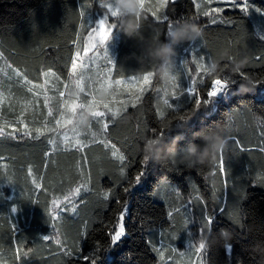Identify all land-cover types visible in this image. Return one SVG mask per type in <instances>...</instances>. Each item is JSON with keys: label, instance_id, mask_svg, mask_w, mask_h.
<instances>
[{"label": "trees", "instance_id": "obj_1", "mask_svg": "<svg viewBox=\"0 0 264 264\" xmlns=\"http://www.w3.org/2000/svg\"><path fill=\"white\" fill-rule=\"evenodd\" d=\"M111 1L102 0L104 4ZM248 2L253 6L250 14L226 10L215 14L216 24L211 23V17H204L203 11L228 6L216 1L209 3V0L169 3L166 9L169 16L181 17L167 26L157 24L148 16L152 10L162 12L167 0H144L135 14L117 13V27L109 44V55L116 63L114 76L142 77L149 68L154 79L147 87L144 85L149 83V77L142 80L141 86L117 88L115 94L111 87L107 94H100L99 76L95 75L91 63L79 75L71 70L72 58L86 31L87 18L103 9L99 0H0V98L3 99L0 127L16 122L19 129L13 137L7 135L11 129L5 127V134L0 136V193H3L0 196V258L6 264H86L83 256L98 243L106 246L110 240L107 233L118 224L120 206L112 198L117 192L121 202L129 201L124 220L127 236L116 246L109 245L102 251L97 247L98 264H264V185L252 179L257 172H264V152L260 151L264 148V84L248 92H242L239 87L246 76L259 83L264 81V67H261L264 60L256 59L264 55V40L260 39V33L264 32V12L257 11L264 10V0ZM196 3L200 5L198 22L192 18L197 13ZM81 10L85 11L84 17L79 15ZM128 20L138 24L131 33L125 26ZM229 20L236 25L227 23ZM186 23L197 25L200 35L173 45L170 74L162 78L158 70L163 61L151 53L158 45L171 43L170 31ZM194 49L208 58L201 67L190 65L192 78L211 81L210 96L217 93L213 92L216 81L220 83L218 92L225 78L238 82L216 97L206 113H199L188 123V118L196 115L199 94L206 90L197 83V92L193 96L185 95L187 88L193 86L189 71L181 68L178 72V67ZM234 60H246L240 73L232 71ZM214 61L219 62L222 71H212ZM75 77H83L86 84L96 89L92 98L82 95L84 87L75 86ZM174 77H178L177 95L171 96ZM142 90L139 100L137 95ZM61 91L66 92L64 99L70 100L67 116L70 125L58 129L55 120L59 118ZM165 92L173 104L170 108L164 105ZM45 95L50 98L48 107L53 108L52 117L44 106ZM115 100H120V104ZM133 103L136 107H132ZM101 104L111 106L119 114L114 121L110 114L105 118L110 124L108 133L98 134L97 142L93 143L85 127L90 124L91 131L99 133L100 124L92 118L96 106ZM177 105L188 106L175 111ZM157 107L162 110L161 119L156 114ZM21 111L23 123L32 130L29 136L23 134V126L17 122ZM85 112L89 116L83 124L79 118ZM45 118L47 128H43ZM73 123L80 127L75 131L86 145L81 150L71 143L65 147L62 139L66 132L69 140H73ZM38 127L43 128L44 135L37 138ZM217 132L226 143L213 157V163L189 167L182 162L189 148L204 149L208 143L205 136ZM50 139L57 142L55 146L48 144ZM154 139L160 141L158 147L164 153L165 158L160 162L148 159L144 151L145 141ZM100 140L110 141L109 146L100 144ZM112 144L117 156L112 155ZM45 152L50 155L45 157ZM136 152L149 167L131 196L125 197L123 187L128 185L120 175L118 156L124 154L135 161ZM221 152L228 170L226 190L219 166ZM29 165L33 167L31 176L27 174ZM139 170L140 165L133 163L126 174L131 178ZM5 173L13 176L14 183L2 178ZM33 180L41 189H35ZM234 181L236 186L232 188ZM78 187L80 195H72L76 207L73 212L72 204L64 197ZM195 188H199L200 197L209 209L224 199L229 203L225 215L216 212L215 227L199 219V211H194L200 203L195 199ZM104 193H109L107 201ZM53 199L58 200L57 205L52 204ZM45 206L58 213L59 218L49 219ZM173 207L190 213L189 222L184 223L185 217L177 215L173 218L175 226L169 225L166 213ZM161 229L166 230L163 237L159 235ZM222 230L230 238H225ZM82 232L86 234L83 237ZM172 232L176 233L173 241L167 235ZM45 235L56 236L61 244L57 245L55 239L43 241ZM146 240L161 247L162 261L150 250ZM169 244L176 247L175 253ZM17 245L21 246L19 261L14 256ZM28 248L33 252L23 257ZM77 248L80 251L73 256L65 255L67 250Z\"/></svg>", "mask_w": 264, "mask_h": 264}, {"label": "snow or ice", "instance_id": "obj_2", "mask_svg": "<svg viewBox=\"0 0 264 264\" xmlns=\"http://www.w3.org/2000/svg\"><path fill=\"white\" fill-rule=\"evenodd\" d=\"M101 7L105 10L104 15L102 18H100L98 21H96L95 25L96 27H91V24H89L90 30L87 33V42L85 44V46L83 47V52L85 54L92 52L94 49L97 50L95 56L93 57H88L89 60H93V59H103V61H105L107 63V65H109V69L107 73H104L100 76L99 81L101 83L107 81L110 82L112 85V91L115 94L116 89L118 87H120L121 85H123L125 83L124 80L122 79H116V80H112L111 79V75L112 72L114 71L115 68V61L113 60V58L109 55L108 51L106 48L101 47L102 49V57L100 55V50L97 48V40L99 41V45H101L100 41H102L103 43H106L109 38L110 35L112 33V31L117 27L115 21H116V15L112 12V10L107 7L102 0H99ZM212 0H209V3H211ZM217 3L223 4V5H227V9L225 7H216V8H209L208 10L203 11V16L204 17H211V23L212 24H216L217 20L215 19V14H220L225 12L226 10H238L243 14H250L251 10L253 9V6L248 2V0H216ZM169 3H175V0H167L166 5L164 6V9L162 12H157L155 10L149 11L148 12V16L151 20H153L154 22H156L157 24L161 25V26H167L169 25L170 21L172 20H178L180 17L177 18H172L171 16H169L168 12L166 11L167 6L169 5ZM195 3V0H194ZM195 7L197 9V13L196 15L192 16V18L194 20H196L198 22L199 19V10H200V5L199 4H195ZM147 10V9H146ZM258 12H264V10H259L257 9ZM79 15L81 17L85 16V11L81 10ZM227 23L235 26L236 22L235 21H227ZM83 26V25H82ZM101 26L104 27V32L101 33L100 28ZM260 39L264 40V32L260 33ZM102 43V44H103ZM204 46V45H203ZM208 57H206V55H201L198 54L197 50L194 49L192 50L190 57L189 58H185L184 62L181 63V67H178V72L181 71V68L184 70H188L189 71V80L192 81V85L187 88V91L185 93V95H189V96H193L196 92V85L197 83H199V85L203 88L206 89L205 91H202L199 96H200V100L199 103L196 106V115L194 116H190L188 118V123L194 118L196 117L199 113L204 112L206 113L209 109V107L212 105V103L214 102V99L216 97H218L219 95L226 93L229 90V86L233 85L235 83L238 82V80H231L229 81L227 78H225L224 83L222 85V88L219 92H217L215 95L210 96L208 89L212 87V83L211 81L208 80H204L202 82L197 81V80H193L192 75H191V69H190V65H195V68L201 67L207 60ZM257 60H264V55L256 57ZM81 60V54L79 51H77L75 53V55L72 58V62H71V70L72 72H76L78 64L77 61ZM83 66V65H81ZM261 67H264V65H261ZM47 75V73H46ZM197 76H199L200 74L196 73ZM241 74H238V76H240ZM144 77H149V83L145 84L144 86L147 87L148 85H150L153 81L154 78L151 77V72L150 69L148 68V70H146L144 72V74L142 75V77L139 76H133L130 78V82L128 83V86L131 87L133 85H137L140 84L141 81L143 80ZM177 79L178 77H174L173 83H172V87H173V91L170 93L171 96H176L177 93L175 91V89L178 88L177 85ZM75 86L77 84H81L84 87V92H83V96L85 98H92L95 95L96 89L94 87H90L89 84H86L85 80L83 77L76 79L74 81ZM261 84H264V81H261L260 83L257 84L256 87L260 86ZM67 87V86H66ZM29 91H31V89H29ZM142 93L143 90L141 91V95H137V97H139V100L142 98ZM66 96V92L61 91L59 92V97L61 98L60 102H59V108L57 109V111L59 112V118H57L55 120L56 125L59 128H65L66 126L70 125L67 122V116L69 115V110H68V104L70 103L69 99H64V97ZM165 98H164V105L167 107H172V103H170V100L168 98L169 93L165 92L164 94ZM195 95V99H196ZM178 98V97H177ZM49 100L50 98L45 95L44 97V106L48 107L49 105ZM120 100H115V103L120 104ZM0 103H3V99L0 98ZM31 103H35V101H32ZM61 105H63V107H61ZM188 105H184V106H180L177 105L175 107V111H179L182 110V108L187 107ZM127 106H125L126 109ZM132 107H136V104L133 103ZM161 109L157 107L156 109V114L159 117V119L162 118L161 115ZM111 115L113 121L115 119V117L119 114L117 112H115L113 110V108L111 106H106V105H97L96 106V110L93 113V118L92 120L97 121V123L100 124V128H99V133L91 131V126L90 124L85 127L89 129V133L91 136V142L95 143L96 141V137L98 134L100 135H107L108 130L110 128V124L109 122H107V120L105 119L108 115ZM23 111H21L20 116L17 117V122L21 123L23 126V134L25 136H29L32 134V130L29 129L27 124L23 123ZM48 116L52 117L53 116V108L52 107H48ZM101 121H103L101 123ZM73 130H74V136H73V140L70 141L69 140V136L67 135V133L65 132L63 134V142L65 144V147L68 146L69 143L72 144V146L74 148H76L77 150H81L83 149L86 145L84 140H82L80 138L79 132L75 131L77 129H79L80 127L75 125L74 123L71 124ZM5 127L10 128L11 131L7 133L8 136H15V134L19 131V129L16 127V122H11L8 125H6ZM5 127H0V136H3L5 134ZM43 128H47V118H45V123L43 125ZM43 128H36L35 129V133H36V137H40L44 135V131ZM100 144H103L105 147H108L110 144L109 142H106L105 140H100L98 141ZM56 141L50 139L48 141L49 145L55 146L56 145ZM237 144H239V140L236 141ZM113 152L112 155L113 156H117V152L115 151V145L112 144L111 145ZM245 149L241 148V151H244ZM260 151L264 152V148H261ZM45 157H48L50 155L49 152H45ZM136 156L137 159L135 161H132L131 157H126L124 154H120L118 156L119 161L121 162L120 164V175L122 177V180L124 182L127 183L128 186L123 187V193L125 197H129L132 194L133 189L140 184V182L142 181L143 177L145 176L149 164L145 159H141V156L138 152H136ZM133 163H138L140 165V170L137 172V174L134 177L129 178L126 174L127 170L131 167V165ZM219 166L221 168L222 171V176L224 178V184H225V190L228 188V170L226 167V162H225V158H224V152L220 153V158H219ZM175 170V169H173ZM27 174L29 176H31L33 174V167L31 165L28 166L27 169ZM6 180L10 183H14V179L13 176L8 175L7 173H5L3 175L2 178H5ZM166 178H163L162 180H164ZM255 183L264 185V172H257L255 177L252 178ZM35 186V189H41V185L39 183H36L35 180H33L32 182ZM236 186V182L234 181L232 183V188H235ZM86 187V185L84 186ZM175 190V189H173ZM197 194L195 195V199L199 200L200 203L197 206V209H195L194 211H199V219L205 220L207 221V223L213 227H215L214 225V219H215V214L216 212H220L221 214L225 215L226 212H228V207H229V203L227 202L226 199L221 200L220 204L217 206L212 207L211 209L208 208V204L206 201H203L200 197V191L199 188H195L193 189ZM81 193V188L78 187L74 190L73 194H70L68 196H65L64 199L65 201H68L69 204H72V208L71 211L75 212L76 211V207L72 202V195L78 196ZM177 194L180 195L179 191H177ZM234 194V193H233ZM3 193H0V196H2ZM235 195V194H234ZM244 196H245V190H244ZM115 202L120 206L118 209V224L111 230L109 231L107 234L110 238L109 243L105 246L102 244H96L94 246V248L91 250V252L88 255H84L83 256V260L86 262V264H98L99 259H97V252H96V248L100 247L101 251L104 249L109 248L108 246L110 245V247L116 246L118 245L125 236H127V229L125 227V217L128 214L129 211V201L128 199H124L123 202H121V197L119 196L118 192L116 194L113 195L112 197ZM109 199V193H104V200L107 201ZM189 199H192V196H189ZM36 203H38V201H34ZM52 204L53 205H57L58 204V200L53 199L52 200ZM67 207V206H66ZM185 207H187V205H185ZM16 206L14 205L12 207V211L15 212ZM45 212L48 214L49 219L55 221L59 218V214L55 213L52 209H49L47 206H45L44 208ZM177 215L183 216L185 217L184 219V223H188L189 220L187 219V217L189 215H191L190 213L187 212H183L181 210V208H175L173 207L170 211H167L166 213V217L167 220L169 222V225H172L173 227L175 226L173 223V218ZM230 221V220H229ZM231 222V221H230ZM15 225L13 226V230H15ZM54 232H57V228L56 225L53 224L52 225ZM165 231L161 229V231L159 232V235L161 237H163L165 235ZM202 231V229H201ZM85 233H81V236H85ZM169 239L171 241H173L176 238V233L172 232V233H167ZM189 242H191V238H192V234L189 232ZM43 241H51L53 239H55V242L57 245L61 244V240L59 238H56V236H50V235H45L42 237ZM145 243H147L150 247V250L156 254H158L159 259L162 261L164 259V257L161 256V247H157L156 245H154L152 243L151 240H146ZM189 246H191V244L189 243ZM169 247L171 248V251L173 253L176 252V247H172V244H169ZM80 249H69L65 252V255L67 256H73L76 252H79ZM33 252L32 248H28L26 251L23 252V257H27L30 253ZM113 255H118V253H113ZM14 256L16 258L17 261L22 259L21 256V246L17 245V247L15 248L14 251ZM100 258V257H99ZM170 259V258H169ZM0 264H6V261L3 258H0Z\"/></svg>", "mask_w": 264, "mask_h": 264}, {"label": "clouds", "instance_id": "obj_3", "mask_svg": "<svg viewBox=\"0 0 264 264\" xmlns=\"http://www.w3.org/2000/svg\"><path fill=\"white\" fill-rule=\"evenodd\" d=\"M116 7L121 14L132 15L135 14L138 5L136 0H116ZM126 30L131 33L138 27L135 20L125 21ZM200 35V29L195 24H183L181 26L174 27L169 36L171 37V43H162L158 45L151 53L152 56L160 58L163 63L159 68V74L162 78H167L170 74L171 67V56L174 54L173 45L185 40H193ZM246 65V60H234L232 71L234 73H240ZM213 72L222 71L219 62L214 61L211 65ZM259 82L246 76L245 79L240 83L239 87L242 92L254 91ZM89 113L85 112L80 116V122L86 124L88 122ZM208 142L204 149L197 150L194 146L188 149L187 155L183 158L184 162L189 167H194L196 164L207 162L213 163V157L216 153L224 146L226 140L219 133H212L205 136ZM160 141L158 139L145 141L144 151L147 154V158L156 162L162 161L164 153L162 149L158 147ZM204 157L205 159H201ZM222 235L225 238H230V234L226 230H222Z\"/></svg>", "mask_w": 264, "mask_h": 264}, {"label": "rangeland", "instance_id": "obj_4", "mask_svg": "<svg viewBox=\"0 0 264 264\" xmlns=\"http://www.w3.org/2000/svg\"><path fill=\"white\" fill-rule=\"evenodd\" d=\"M164 1H166V0H164ZM212 1H216V0H212ZM143 2H144V0H136V4L138 5V7H140V5H142ZM195 2H196V0H195ZM105 5L107 7H109L115 15L117 13H119V10L116 7V0H112L110 3H106ZM104 12H105L104 9H102L101 12H96L95 15L88 17L87 20H86V22H85L86 31L83 34L81 46H80L79 50H77L81 54V60H78L77 61L78 67H77V70L75 72L78 75H79V72L81 70H83L85 68V66L88 65L89 63L92 64V67L95 69V75H98L99 76L98 78H100V76L102 74L108 72V69H109L110 66L107 65L106 62L104 63L103 59H93V60H89L88 59V57L95 56L97 50L94 49L92 52H89L87 54H85L83 52V47L85 46V44L87 42V33L90 30L89 24H91V27H96V25H95L96 21H98L100 18L103 17ZM100 31H101V33L104 32V27L103 26H101ZM112 37H113V31H112V33L110 35L109 40L106 43H103L102 41H100L101 45H99V41L97 40V48L98 49H101V47L106 48L107 51H108V53L110 54L111 53V47L109 46V44H110V42L112 40ZM100 55L102 57V49L100 50ZM81 65H83V66H81ZM131 77H133V76H130V77H116V76H114V71L112 72V75H111V79L113 81L116 80V79H122V80L125 81V83L123 85H121L120 87H118L119 89H122V88L123 89H127V88H129L128 83L130 82V78ZM143 81H146V77H144ZM142 84H143V82L141 81V83L140 84H137V85L138 86H141ZM79 85H81V84H79ZM217 85H220V83H218L216 81L215 84H214V87H213L214 88V91L213 92H218V86ZM134 86H136V85H133L131 87H134ZM111 87H112V85H111L110 82L105 81V82L101 83L98 80V85H97L98 93H100V94H102V93L103 94H107L108 91H109V89Z\"/></svg>", "mask_w": 264, "mask_h": 264}]
</instances>
